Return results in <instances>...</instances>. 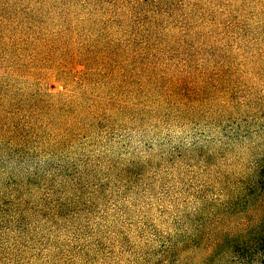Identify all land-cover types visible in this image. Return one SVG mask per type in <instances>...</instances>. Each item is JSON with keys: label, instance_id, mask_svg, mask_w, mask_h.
<instances>
[{"label": "rangeland", "instance_id": "1", "mask_svg": "<svg viewBox=\"0 0 264 264\" xmlns=\"http://www.w3.org/2000/svg\"><path fill=\"white\" fill-rule=\"evenodd\" d=\"M166 6L163 37L182 38L184 22L192 36L174 40L169 68L159 69L161 55L144 61L148 72L136 62L131 88L119 91L117 75L106 78L82 56L105 39L132 38L144 7L0 0V100L10 111L44 105L36 122L45 141L58 133L52 121L84 126L49 154H36L44 150L36 140L32 151L0 142V264H232L206 259L232 219L219 208L223 188L244 172L251 147L261 150L264 0ZM170 79L207 95L177 100ZM87 97L130 108L95 120L83 111Z\"/></svg>", "mask_w": 264, "mask_h": 264}, {"label": "trees", "instance_id": "2", "mask_svg": "<svg viewBox=\"0 0 264 264\" xmlns=\"http://www.w3.org/2000/svg\"><path fill=\"white\" fill-rule=\"evenodd\" d=\"M167 1L126 0L132 10L144 7V10L138 14V24L134 26L133 37L126 38V41L105 39L99 47H87L85 54L82 56L83 63L90 66V64H98L100 62L102 65L101 72H105L104 76L106 78L117 75V80L121 82L116 87L119 91L131 88L135 76L134 73H137L135 63L138 61L141 66H144L142 72H148V68H152L148 65V62L149 64H156V62L150 60L157 58L158 55H161L162 58L164 57L162 66L159 69L173 66L169 64V60L173 58L174 54H177L178 50L172 46V43L176 40L175 43L179 42L178 44H180V41H184V37L192 36L194 28L191 27L193 24L184 22L182 26L183 33H181L182 38H177L176 35L163 37V33L160 31V24L162 17L169 9L166 6ZM138 33L142 35V43L140 45H136V42H134V36L139 35ZM191 52L192 48L189 47L187 55ZM80 55L82 54L79 53L78 56ZM147 60L149 61L145 63L144 61ZM188 66L185 58L184 63L182 62L180 67L184 69ZM169 81V93L182 102L183 99L193 101L203 95H207L204 89L194 90L182 79H170ZM229 96L230 93L224 96L225 98L223 99H230ZM111 99L114 98L111 97ZM84 100L93 102L92 104H85L83 111H87L86 115L88 118L95 120L109 115V113L124 112L130 108V106L125 104L107 99L93 100L87 97ZM36 103L19 105L21 108L15 107L14 110L10 111L6 107H12V105L0 100L1 143L9 147H18V149L24 146L26 150L32 151L34 146L29 145L36 140V143L44 147L43 152L36 153L40 155L49 154L56 147L66 146V139L73 140L79 137L80 132L84 129V126H80L82 123L74 125L71 123L65 124V121H62L66 125V127L62 128L52 121L50 124H52V128L57 129L58 133L53 137L51 136L49 141L43 140L38 132L42 126H38L36 120L38 121L37 114L45 115L46 107L44 105L39 106ZM256 105L264 107V104L260 101ZM262 113H264L263 110L259 114L264 117ZM47 143L51 147L47 146ZM260 146V151H256L251 147V160L246 168L243 169L244 172L235 170L232 184L227 183L226 187L228 188H223V191L227 193L228 200L221 202L219 208H221L222 212L230 214L232 219L229 227L226 226V221L223 220L221 222L222 228L216 234V243L206 259L209 263L216 261V259L226 261L231 256L232 264H264V134ZM49 166L50 164L47 165V169Z\"/></svg>", "mask_w": 264, "mask_h": 264}]
</instances>
